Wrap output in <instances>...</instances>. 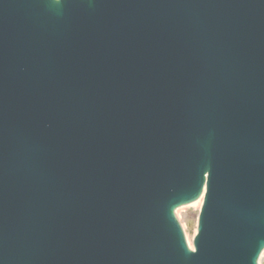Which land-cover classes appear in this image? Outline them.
Returning a JSON list of instances; mask_svg holds the SVG:
<instances>
[{
    "label": "water",
    "instance_id": "water-1",
    "mask_svg": "<svg viewBox=\"0 0 264 264\" xmlns=\"http://www.w3.org/2000/svg\"><path fill=\"white\" fill-rule=\"evenodd\" d=\"M263 253L264 0H0V264Z\"/></svg>",
    "mask_w": 264,
    "mask_h": 264
},
{
    "label": "rangeland",
    "instance_id": "rangeland-1",
    "mask_svg": "<svg viewBox=\"0 0 264 264\" xmlns=\"http://www.w3.org/2000/svg\"><path fill=\"white\" fill-rule=\"evenodd\" d=\"M200 208L201 206H184L178 210L179 220L181 221L183 227L192 239L197 230L198 215L200 212ZM262 262L264 264V254L261 264Z\"/></svg>",
    "mask_w": 264,
    "mask_h": 264
},
{
    "label": "bare ground",
    "instance_id": "bare-ground-1",
    "mask_svg": "<svg viewBox=\"0 0 264 264\" xmlns=\"http://www.w3.org/2000/svg\"><path fill=\"white\" fill-rule=\"evenodd\" d=\"M202 201H203V197H201L200 199H198L197 201H194L193 203L189 204V205H186V206H196V207H199L201 206L202 204ZM184 207V206H183ZM182 208V207H181ZM180 209V208H179ZM178 209V210H179ZM178 210H177V215H178ZM185 229V228H184ZM186 232V236H187V240L189 242V244L191 246H193V239L190 237V235L187 233V231L185 230ZM264 254V253H263Z\"/></svg>",
    "mask_w": 264,
    "mask_h": 264
},
{
    "label": "crops",
    "instance_id": "crops-1",
    "mask_svg": "<svg viewBox=\"0 0 264 264\" xmlns=\"http://www.w3.org/2000/svg\"><path fill=\"white\" fill-rule=\"evenodd\" d=\"M262 259H263V256H262V258H261V261H262ZM262 264H263V262H262Z\"/></svg>",
    "mask_w": 264,
    "mask_h": 264
}]
</instances>
